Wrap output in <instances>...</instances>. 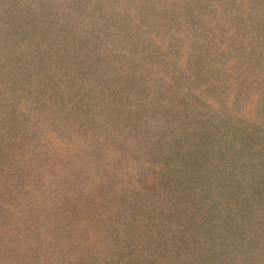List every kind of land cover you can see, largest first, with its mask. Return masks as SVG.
Returning <instances> with one entry per match:
<instances>
[{
    "label": "trees",
    "instance_id": "obj_1",
    "mask_svg": "<svg viewBox=\"0 0 264 264\" xmlns=\"http://www.w3.org/2000/svg\"><path fill=\"white\" fill-rule=\"evenodd\" d=\"M0 264H264V0H0Z\"/></svg>",
    "mask_w": 264,
    "mask_h": 264
}]
</instances>
